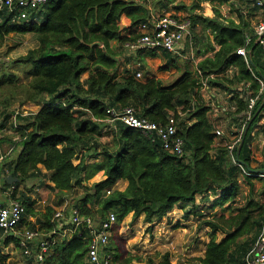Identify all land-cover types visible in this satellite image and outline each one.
Masks as SVG:
<instances>
[{
  "label": "trees",
  "instance_id": "1",
  "mask_svg": "<svg viewBox=\"0 0 264 264\" xmlns=\"http://www.w3.org/2000/svg\"><path fill=\"white\" fill-rule=\"evenodd\" d=\"M228 1H195L190 19L194 45L202 57L198 63L201 73L197 71L194 77L187 75L174 82L146 76L137 78V71L131 73L128 69L120 71V61L111 42L117 40L124 46L140 36L138 32L132 37L124 36L119 22L123 14L131 18L134 26L147 21L150 11L142 3L134 0H51L43 8L30 12L27 19L15 22L10 15L0 13V48L11 33L34 34L39 41L37 48L12 62L32 77L29 85H18L19 75L0 68V88L8 85L13 91L0 107V133L13 116L12 101L38 106L30 115L16 116L13 126L21 139L11 138L13 155L2 168L20 179L13 183L16 187L13 197L25 207L20 226L35 214L29 182L34 178L42 179L43 184L50 180L54 183L50 188L61 195L77 183L82 184L80 178L89 170L86 156L102 157L95 171L104 170L106 179L85 188L74 207L95 225H98L99 208L104 212L103 219L110 212L116 214L117 220L105 249L112 254L113 264H183L173 260L169 252L159 260L148 258L145 263L135 262L120 232L124 220L132 214L133 221L143 218L152 236L159 223L177 206H193L192 211L185 214L186 218L196 214L198 195L203 196L204 202L219 195L215 204L226 205L236 202L241 176L253 185L254 175L232 161L226 142L216 145L218 117L212 118L213 108L200 91L202 80L207 79L217 103L221 96L229 95L224 107L228 116L237 117L241 127L248 109L242 87L249 84L256 96L261 90L258 78L264 81L261 44L254 41L248 47L250 64L237 54L251 30L247 16H255L260 8L252 5L256 0H239V20L235 21L222 15L220 6ZM205 2L214 5L215 17L194 11L202 10L201 4ZM86 72L89 77L84 79ZM263 102L264 88L252 117ZM129 106L139 116L163 125L174 115L176 136L184 141V155L169 152L159 140L121 122L112 131V140L104 143L103 130L107 124L101 119L106 118L107 108ZM263 118L264 107L251 124L240 153V158L250 165L253 161L252 132ZM11 139L4 137L0 141ZM240 142L234 149L235 156ZM80 154L81 161L75 164ZM43 168L47 172H43ZM259 168H264V163ZM120 181L128 182L124 190L114 188ZM21 184H26L28 191L21 190ZM1 186L3 191L12 185L5 177ZM110 189L112 192L107 194ZM236 211L229 217L221 215L202 221L203 226L211 229V238L205 255L199 258L200 263L244 264L264 223V203L253 198L237 206ZM51 214L52 208L43 214L45 232L49 235L55 227ZM80 230L69 240L59 242L43 264H90L91 228L85 224ZM4 232L0 229V243L2 238L4 246L18 243ZM0 264H9L8 256L1 251Z\"/></svg>",
  "mask_w": 264,
  "mask_h": 264
},
{
  "label": "built area",
  "instance_id": "2",
  "mask_svg": "<svg viewBox=\"0 0 264 264\" xmlns=\"http://www.w3.org/2000/svg\"><path fill=\"white\" fill-rule=\"evenodd\" d=\"M50 1L51 0H0V13L4 12L6 15H10L14 22L23 21L28 18L30 12L43 8ZM134 1L140 3L148 0ZM252 5L260 8L254 14L259 17L261 10L264 8V0H256V2ZM244 13L247 14L246 10H244ZM251 30L253 32H250ZM251 30L246 34L245 45L237 49V54L244 57L248 64H250L251 60L248 47L254 41L261 44L264 53V19L252 24ZM137 31L140 33V36L135 41L128 42L124 45L132 52L165 50L169 53L185 57L180 50V46L185 39H193L191 19L179 17L169 13L153 16L149 22L139 24ZM191 47L192 50L195 47L193 46V41H191ZM136 76L137 78H141L142 73L137 72ZM258 80L261 83V90L256 96L249 89V84L243 85L242 90H244L246 94L245 97L248 100V109L245 112L247 118L243 121L241 128L238 129L239 136H237L236 140L225 144L229 149L232 161L236 165L240 166L244 171V167L237 161L234 149L236 144L242 139L244 130L248 122L251 120L252 113L259 102L260 95L263 92L264 81L261 78H258ZM200 91L206 100H211H207V103L214 106L213 103H215V94L210 89L207 79L202 80ZM216 107L220 108V104L218 103ZM101 121L107 124L109 130L111 131L116 130L117 125L120 122L127 127L139 129L146 136L159 140L162 143L163 148L169 152L179 156L184 155V141L180 137L176 136L177 120L174 115L170 116L168 123L163 125L139 116L136 110L130 106L124 108L109 107L107 108L106 118L101 119ZM216 133L218 136L222 135V131L220 129H218ZM20 139V136H18L16 141H19ZM5 157V155L0 154V165L4 164ZM15 190L16 187L12 184L8 190H5L3 195L4 199H2L0 195V229H3L6 233L12 232L17 239L20 248L27 256H30L33 253L32 248L35 245L37 250L35 261L43 264L45 258L50 255L54 251L55 246L59 244L57 239L59 232L58 228H54L53 231L50 232V235L48 233H40L31 229H22L20 227V223L25 213V207L18 199L13 197ZM111 192L112 189L108 190L107 194H110ZM64 216V210L57 211L51 222L56 223L58 220L64 219ZM72 217L74 224L72 233H80V227L85 224H88L91 228L92 237L88 250L89 263L113 264L112 254L106 252L105 249L109 244L112 229L117 220L116 214L110 212L105 219L102 218L100 220L98 225H95L92 219L84 218L80 214L78 208L72 209ZM244 264H264V223L262 224V228L257 239L246 254Z\"/></svg>",
  "mask_w": 264,
  "mask_h": 264
},
{
  "label": "crops",
  "instance_id": "3",
  "mask_svg": "<svg viewBox=\"0 0 264 264\" xmlns=\"http://www.w3.org/2000/svg\"><path fill=\"white\" fill-rule=\"evenodd\" d=\"M195 1L196 0H148L146 2H140V3H142L150 11V17L147 19V21H145V22H149L153 16H158V15L165 14V13H169V14L176 15V16L183 17V18H190V15L193 11V5L195 4ZM206 3H208L205 5L206 7L208 6L211 7L213 5V4L210 5L211 3L209 4V2H206ZM204 4L202 3L201 5L204 6ZM221 7L222 5L220 6V9ZM202 10H203V7H202ZM202 10L195 9L194 11L202 12ZM207 12L209 14H205L203 12L202 13L207 17H211V18L215 17L214 5H213V8L211 7V9L207 10ZM221 12H222V9H221ZM262 19H264V8L261 10L259 17L257 16L248 17L247 16V20L250 21L251 24H254L257 21L259 22ZM238 20L239 18L235 21H238ZM119 23L122 28V34L124 36L132 37L137 34L138 26H134L132 24V20L127 14L122 15ZM193 40L194 39L190 40L189 38H187L184 40V42L180 46V50L185 55V57H181L176 54L169 53L165 50L132 52L131 50H128L125 46H123V44H121L117 40H114L111 42V48L117 54V57L120 61V71H123L124 69H128L130 70L131 73L137 71V72H141L142 74L144 73V75L149 78H156V79L165 80L167 82H174L187 75L189 76L191 75L192 77H194L197 75V71L199 72L198 63L202 60V57L199 56L198 47L194 45ZM191 41H193V46H195L193 50L191 47ZM217 49H219V47H217ZM83 77L84 79L88 78L89 73L86 72L83 75ZM224 99H225L224 103H227L228 102L227 100L229 99V95H226ZM221 101L219 100L218 102L220 104V108L216 107L218 105L216 101L215 103H213L214 106L211 105V107L213 108V112H214V116H212V118L215 119L218 117L217 130L220 129L222 131L219 123H220V120L223 117H225L226 118L225 121L227 120L231 121L230 124L233 129V133H237L238 129L241 128L239 125L240 122L239 120L237 121V117L234 118L230 116L228 118L229 113L226 111L227 108L224 107ZM218 138H220V136H218L216 139V145H219L220 143L218 141ZM111 140H112V131L109 130L108 126L106 125V127L103 130L102 141L104 143H107V142H110ZM251 149H252L253 161L250 166L254 169H261L259 168V165L264 163V119L258 122V124L256 125V127L254 128L252 132ZM256 149L258 150V152H256ZM82 154H80V156L74 160L75 164L80 163ZM102 160H103L102 157L86 156L85 163L89 166V170L88 172L84 173L81 176L80 182L82 184L77 183L72 190L63 192L61 194L62 196L57 194L50 188V185L51 186L54 185V183L51 182L50 180H47L45 184H43L42 179H38V178H34L31 182H29V186L32 188V193L29 195H31V197L33 198V201L35 202V205H34L35 214L27 217V220L25 222L26 225L24 224V226H20V227L22 229L29 228L31 230L38 231L40 233H46L45 232L46 230L44 228L45 225L43 223L44 218L42 216L41 210L43 209H41V206H42L41 204H46V200L48 198H53L54 196L56 197L57 195V200L54 201L56 205H55V208L53 207V213L54 212L56 213L57 211H60V210H64L65 216H64V219L58 220V222L55 223L54 228H58V231H59L58 236H57L58 242L61 243L64 240H69L74 235V233H72V229H74L72 209L77 208L74 206L78 200V197L83 196V194L86 191L85 188L87 187L91 188L95 183L106 179L104 170L100 169V170L95 171L96 165L100 164ZM42 170L43 172H47L45 168H43ZM8 175H10L8 169L0 171V195L2 199H4L3 195H4L5 190L2 191L1 184L5 180V177H7ZM253 177H254V179L252 180L253 185L251 186L249 184L250 186L247 185L244 188V191L241 197H237L236 199L237 203L230 202L224 206L227 208L230 215L237 213L235 206L238 205L239 201L242 203L240 204V206L244 205L248 200L253 199V198L260 200L264 203V180H260V177H264V176L256 175ZM241 181L242 179L240 178V182ZM127 185H128L127 181H120L114 188H119L121 190H124L127 187ZM20 188L21 190H24L25 192L28 191L26 184H21ZM44 190L48 191L47 198L42 197L44 194ZM218 198H219V195L211 196L210 200L207 201V204H209L211 200H215V199L217 200ZM201 203L202 204L204 203L203 196L198 195L197 202H196L197 208L199 204ZM184 206L182 208H184ZM230 206H233L231 207L232 210H230ZM43 212H45V210H43ZM170 214L171 212L169 213V216L165 218L167 222L171 220ZM229 214L227 212H224L222 214H219L218 216L226 215L227 217H229L230 216ZM33 225L35 226L34 229H33ZM4 233L6 236H12L15 238V236L11 232L10 233L4 232ZM3 240L4 238L1 239L0 251L1 253L8 256L9 264H40L35 261V257L37 255V250L35 248V245L32 248L33 253L30 256H27L26 254H24L23 250L20 248L18 243L16 244L15 242H10L7 246H4ZM209 240L206 241V246ZM139 242H141V244L144 245L143 249L147 251L143 253V251H141L140 248H138L139 251L137 250H134L133 252L130 251L133 254L131 255L135 257V262L143 261L141 257H138V256H141L142 254H144V258L146 257L147 259L154 258L151 254L155 253L156 250L154 249L158 247H154L153 249L152 247L155 245L153 244L149 245L147 243V240L138 241L137 244H139ZM132 244H133L132 241H129L127 243V246H128L127 248H129V250ZM206 246H205V250L203 251L201 257L205 255ZM149 248H152V249H149ZM147 259H145L144 262Z\"/></svg>",
  "mask_w": 264,
  "mask_h": 264
},
{
  "label": "rangeland",
  "instance_id": "4",
  "mask_svg": "<svg viewBox=\"0 0 264 264\" xmlns=\"http://www.w3.org/2000/svg\"><path fill=\"white\" fill-rule=\"evenodd\" d=\"M206 4L208 3L205 2L204 6H202V12L205 14H209L207 10H210L211 7L213 8V5L209 3L212 6L206 7ZM240 8L241 5L239 0H230L227 3H224V5H222L221 7L223 15L227 19L234 20H237L239 18ZM242 10H244V8H242ZM250 32L253 31L251 30ZM38 46L39 41L37 39V36L34 34L11 33L7 37L4 45L0 48V68H4L6 73H16L17 75H19L20 82L18 85H29L32 77L27 75L19 65L13 64L12 62L19 57L26 55L31 49H35ZM141 78H145L144 73L142 74ZM12 93L13 91L10 89V87H8V85H4L2 88H0V107L5 103V99H9V97L12 96ZM221 100L223 105H225L224 97L221 96ZM11 103L12 104L10 110L12 111L11 113L13 114V116H11V118L7 121L5 130L0 133V140H2L4 137H7L9 139L13 138L16 141V138L19 136L17 130L13 126V123L16 121V116L18 114L27 116L31 113H34L38 109V106L29 102L24 105H20V103L14 101H12ZM229 117L230 116H228V118ZM225 119L226 118L223 117L219 123L223 132L222 136L218 138V141L220 143L228 141L233 142L236 140L237 136H239V133H233V129L230 124L231 121H225ZM11 143L12 139L8 141L6 140L4 142L0 141V154L6 156L4 158V164L8 163V160L11 159L13 155L11 154L10 150ZM256 152H258L257 149ZM4 164L0 165V171H3L2 168L4 167ZM240 178L242 179V181L240 182L241 186L237 197H241L244 188L249 185L242 176ZM47 196L48 191L44 190V194L42 197L47 198ZM48 199L46 200V204H41V209L45 210L46 212L49 208H52L51 215L53 216L55 213H53V207L55 208L56 205L54 201L57 200V195L56 197L54 196L53 198ZM215 201L216 199L211 200L209 204H207V202L199 204L197 210L195 211L196 214L191 215L189 218H186L185 214L192 211L193 206L186 205L184 206V208L177 206L173 211H171V220L167 222V220L164 218L163 221L159 224V228L153 233L152 236L148 232V224L143 221V218H140L137 221H133V216L132 214H130L124 220L120 232L121 236L126 242V249L129 252H133L134 250L139 251L138 248H140V250L145 253L147 250L143 249L144 245H142L141 242L137 244V242L147 240V243L149 245H155L152 247L153 249L154 247H158L154 249L156 250L155 253L151 254L156 260H159L165 253L169 252L173 260H177L180 263L200 264L199 258H201L202 253L205 250L206 241L211 238V229L203 226L202 221L218 217L219 214H222L224 212H227L229 214L227 208L224 207L225 205L215 204ZM235 203H237V201ZM240 204L242 203L239 201L238 205H236L235 207L240 206ZM231 207L233 206H230V210H232ZM43 210H41L42 216L45 213L43 212ZM219 238H221V234H219ZM129 241L133 242L130 250L129 248H127V243ZM131 252L130 254H132ZM138 257H141L143 259L141 263H145L147 261L146 260L144 262V260L147 259L146 256V258H144V254Z\"/></svg>",
  "mask_w": 264,
  "mask_h": 264
},
{
  "label": "water",
  "instance_id": "5",
  "mask_svg": "<svg viewBox=\"0 0 264 264\" xmlns=\"http://www.w3.org/2000/svg\"><path fill=\"white\" fill-rule=\"evenodd\" d=\"M96 44H100V42H97ZM264 107V102L261 104V106L258 108V110L256 111L255 115L251 118V120L249 121V123L247 124L245 130H244V133H243V137L241 139V142H240V145L237 149V153H236V158H237V161L238 163L244 167V169L250 174V175H262L264 176V168H261V169H254L250 166V164H248L247 162H245L244 160H242L240 158V153H241V150H242V147L244 145V142H245V139H246V135L248 133V130L249 128L251 127V124L253 123V121L256 119V117L259 115V113L261 112V110L263 109ZM20 179L17 178V177H14L13 175H8L6 177V182L10 185H12L13 183L15 182H18ZM104 217V212L102 210V208H99L98 209V215H97V218H96V222L99 223L100 220ZM10 233V232H9ZM12 233V232H11ZM13 234V233H12Z\"/></svg>",
  "mask_w": 264,
  "mask_h": 264
}]
</instances>
